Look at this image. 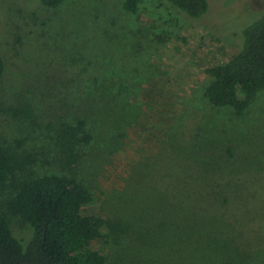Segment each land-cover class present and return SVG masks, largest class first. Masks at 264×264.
I'll return each mask as SVG.
<instances>
[{"label": "rangeland", "instance_id": "rangeland-1", "mask_svg": "<svg viewBox=\"0 0 264 264\" xmlns=\"http://www.w3.org/2000/svg\"><path fill=\"white\" fill-rule=\"evenodd\" d=\"M125 2L67 0L51 9L0 0V147L36 150L34 171L59 172L50 125L85 108L94 135L115 131L104 150L93 147L79 174L101 214L131 227L105 252L125 264L226 259L213 220L222 230L247 232L250 218L264 217V93L237 116L212 108L203 90L211 82L206 71L236 54L238 32L264 0H209L213 20L204 23L162 1L144 0L137 12ZM26 104L35 108L33 119L8 112ZM216 185L237 197L225 215L214 205ZM12 230L21 240L31 236L20 220ZM259 230L253 238L262 245ZM210 240L214 247L205 250Z\"/></svg>", "mask_w": 264, "mask_h": 264}, {"label": "trees", "instance_id": "trees-1", "mask_svg": "<svg viewBox=\"0 0 264 264\" xmlns=\"http://www.w3.org/2000/svg\"><path fill=\"white\" fill-rule=\"evenodd\" d=\"M36 1L42 7L56 9L67 0ZM158 1L201 23L213 20L207 17L209 0ZM143 2L126 0L125 3L129 11L137 12ZM238 38V43L229 41L237 44L236 54L226 63L206 71L211 82L204 87L203 97L212 108L229 109L242 116L264 93V10L238 32ZM4 71L5 63L0 56V78ZM112 101L116 106L121 105L114 103L115 98ZM86 110L83 108L78 116L62 119L55 126L50 125L52 141L58 150L59 172L34 171L33 167L41 156L36 150L23 152L12 146L0 147V264L126 263L121 257L107 254L104 247L126 238L131 231L130 224L108 221L88 190L87 180L79 174L86 164H90L93 147L104 150L110 139L113 140L115 130H111L108 137L94 135L96 130ZM8 112L25 120L36 116L31 104L10 107ZM112 122L109 125L112 126ZM109 125L106 126L108 130ZM81 128L85 136L80 134ZM228 152L233 158L230 148ZM212 191L214 205L224 211L222 214H227L232 206H236L237 197L230 199L232 194L222 186L216 185ZM15 220L28 224L31 229L29 240L18 239L13 234ZM212 226L222 233L223 248L228 258H213L214 262L205 261L206 264H255L259 258L264 260V244H256L253 238L258 235L259 229H264V217L250 218L247 232L224 231L216 225L215 219ZM213 247L210 240L205 250ZM208 259L210 257L199 256L195 262L202 264Z\"/></svg>", "mask_w": 264, "mask_h": 264}]
</instances>
